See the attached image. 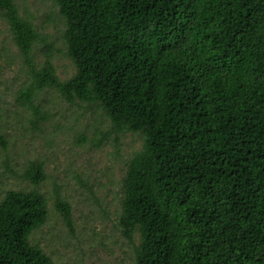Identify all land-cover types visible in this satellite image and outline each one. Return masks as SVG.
<instances>
[{"label": "trees", "instance_id": "16d2710c", "mask_svg": "<svg viewBox=\"0 0 264 264\" xmlns=\"http://www.w3.org/2000/svg\"><path fill=\"white\" fill-rule=\"evenodd\" d=\"M47 1L76 73L61 81L52 45L0 0L31 78L19 103L37 109L54 90L99 110L110 130L96 149L111 135L143 138L121 185L119 229L129 243L139 236L135 263L264 264V0ZM39 44L48 47L41 66ZM32 124L40 130L38 116ZM19 178L33 188L0 202V264H56L30 242L49 216L37 190L49 179L44 163ZM55 208L73 233L58 190Z\"/></svg>", "mask_w": 264, "mask_h": 264}, {"label": "rangeland", "instance_id": "374dc122", "mask_svg": "<svg viewBox=\"0 0 264 264\" xmlns=\"http://www.w3.org/2000/svg\"><path fill=\"white\" fill-rule=\"evenodd\" d=\"M13 1L52 45L60 80L73 77L76 70L66 54L59 9L47 0ZM9 31L0 19V202L8 191L32 190L19 176L30 163H44L49 179L37 190L48 201L49 216L30 242L56 264H136L139 236L129 243L119 229V217L127 164L142 149L143 138L126 133L118 143L111 135L96 149L94 139L109 133L110 121L87 104L66 103L54 90L40 94L37 109L20 105L18 93L31 78ZM47 44L35 48L38 66L45 61L42 49L46 52ZM36 116L39 131L32 124ZM57 190L72 206L73 233L55 208Z\"/></svg>", "mask_w": 264, "mask_h": 264}]
</instances>
